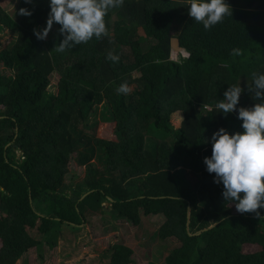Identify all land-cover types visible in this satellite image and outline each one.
I'll use <instances>...</instances> for the list:
<instances>
[{"label": "trees", "instance_id": "16d2710c", "mask_svg": "<svg viewBox=\"0 0 264 264\" xmlns=\"http://www.w3.org/2000/svg\"><path fill=\"white\" fill-rule=\"evenodd\" d=\"M226 3L232 16L206 31L186 0H124L106 16L110 37L57 53L59 24L43 41L33 32L46 27L50 0H20L12 12L0 2V65L9 72H0L3 259L18 264L40 246L57 248L65 229L96 219L104 234L149 218L175 243L165 264H264V218L237 212L204 164L213 133L244 131L238 109L260 102L248 84L252 72L264 73V0ZM21 8L33 14L18 15ZM173 30L187 54L179 61L171 59ZM3 35L13 37L6 46ZM234 48L243 54L233 57ZM125 82L130 92L119 94ZM230 85L244 91L225 116L215 104ZM100 123L113 124L115 139L99 137ZM249 245L261 249L246 253ZM109 250L111 264L134 262L118 236Z\"/></svg>", "mask_w": 264, "mask_h": 264}, {"label": "clouds", "instance_id": "9594fccd", "mask_svg": "<svg viewBox=\"0 0 264 264\" xmlns=\"http://www.w3.org/2000/svg\"><path fill=\"white\" fill-rule=\"evenodd\" d=\"M34 4V0H24ZM188 15L204 29L211 30L232 16V8L226 0H186ZM124 0H50V12L43 29H33L39 40H46L54 24H59V33L64 37L52 51L63 53L70 48L87 44L92 39L110 37L106 16L114 9L122 8ZM21 16H31L27 8L19 9ZM240 49L231 51L233 57L241 56ZM119 63L120 56L109 51L106 57ZM252 83L248 91L256 101L250 108L240 107L238 119L243 132L229 133L220 128L211 137L212 154L204 158L209 174H214V183L223 184L222 196L232 201L240 214L254 213L261 219L260 209L264 208V73L252 72ZM244 89L241 85H230L224 99L215 104L219 113L227 116L237 111V105ZM119 94L127 95L129 85L125 82L118 88Z\"/></svg>", "mask_w": 264, "mask_h": 264}, {"label": "rangeland", "instance_id": "374dc122", "mask_svg": "<svg viewBox=\"0 0 264 264\" xmlns=\"http://www.w3.org/2000/svg\"><path fill=\"white\" fill-rule=\"evenodd\" d=\"M0 2L6 11L12 12L20 0H0ZM51 33L52 35L55 33L54 29H52ZM176 35V30H173L171 59L179 61L182 57H186L187 54L179 47ZM1 39L3 40V45L6 46L13 40V37L11 35H3ZM0 72L9 73L2 65H0ZM53 83H56V79L53 80ZM176 116L173 122L176 126H179L180 118ZM43 120L40 117L28 122L25 130L26 136L36 132ZM114 129L113 124L100 123L97 134L101 138L111 137L115 139ZM14 151L16 162L19 161V164L23 165L22 151L19 148ZM25 165L29 168L28 164ZM73 169H75V166H73ZM37 210L41 212L39 207H37ZM110 215L108 213L106 216ZM93 223L89 229L85 228V225L82 228L65 229L66 239L60 242L59 247L51 249L40 246L34 253L27 254L18 264H111L112 253L109 249L111 244L116 241V236L135 250L132 264H165L167 256L175 246V243L164 240L158 235L161 224L149 218H145L143 224L139 227H129V225H123L124 223L116 222L120 226L128 227L129 230L123 228L104 234H101V227L99 229L96 226L99 223L97 219ZM100 225H102L101 221ZM95 228L99 232L98 234H96ZM1 248L2 242L0 240V250ZM260 249L259 246L249 245L245 247V252L254 253ZM102 257L105 258L102 259ZM0 264H11V262L0 256Z\"/></svg>", "mask_w": 264, "mask_h": 264}]
</instances>
